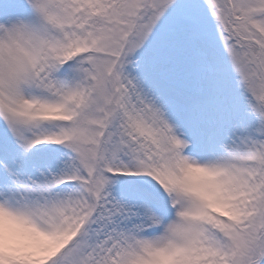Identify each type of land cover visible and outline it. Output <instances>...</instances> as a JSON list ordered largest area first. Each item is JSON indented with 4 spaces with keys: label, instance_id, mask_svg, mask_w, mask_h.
Segmentation results:
<instances>
[{
    "label": "snow or ice",
    "instance_id": "1",
    "mask_svg": "<svg viewBox=\"0 0 264 264\" xmlns=\"http://www.w3.org/2000/svg\"><path fill=\"white\" fill-rule=\"evenodd\" d=\"M0 264H264V0H0Z\"/></svg>",
    "mask_w": 264,
    "mask_h": 264
}]
</instances>
